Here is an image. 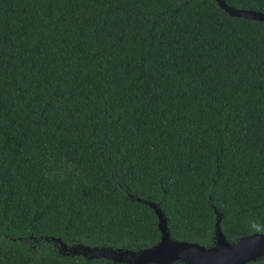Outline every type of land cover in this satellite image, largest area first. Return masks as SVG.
I'll use <instances>...</instances> for the list:
<instances>
[{
  "label": "trees",
  "instance_id": "trees-1",
  "mask_svg": "<svg viewBox=\"0 0 264 264\" xmlns=\"http://www.w3.org/2000/svg\"><path fill=\"white\" fill-rule=\"evenodd\" d=\"M145 202L174 240L213 246L218 217L230 243L264 233V22L215 0H0V264H118L63 245L152 247Z\"/></svg>",
  "mask_w": 264,
  "mask_h": 264
},
{
  "label": "water",
  "instance_id": "water-1",
  "mask_svg": "<svg viewBox=\"0 0 264 264\" xmlns=\"http://www.w3.org/2000/svg\"><path fill=\"white\" fill-rule=\"evenodd\" d=\"M215 1L220 9L231 17L264 22L263 12L236 9L228 6L224 0ZM145 204L154 210L158 219L160 240L152 247L132 251L103 247L91 248L81 245L67 248L63 245V249L73 255H81L88 259L102 258L118 264H173L175 262L184 264H247L264 257V233L244 236L230 243L221 232L218 217L215 223V243L206 248L197 243L172 239L160 209L153 203L145 202Z\"/></svg>",
  "mask_w": 264,
  "mask_h": 264
}]
</instances>
